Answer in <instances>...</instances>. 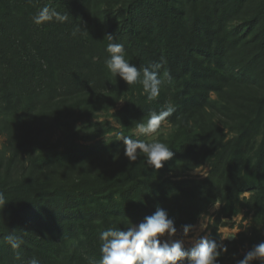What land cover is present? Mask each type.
<instances>
[{"label":"trees","instance_id":"obj_1","mask_svg":"<svg viewBox=\"0 0 264 264\" xmlns=\"http://www.w3.org/2000/svg\"><path fill=\"white\" fill-rule=\"evenodd\" d=\"M45 5L67 21L33 23ZM109 34L138 69L170 73L156 100L108 72ZM166 104L175 111L159 140L174 155L158 170L142 154L129 162L116 136L94 141L117 127L76 126L105 112L148 140L133 130ZM0 117V264H88L104 229L157 206L181 228L217 200L210 238L236 215L251 224L223 241L220 264L264 240V0H0ZM205 166L206 177L190 174Z\"/></svg>","mask_w":264,"mask_h":264},{"label":"clouds","instance_id":"obj_2","mask_svg":"<svg viewBox=\"0 0 264 264\" xmlns=\"http://www.w3.org/2000/svg\"><path fill=\"white\" fill-rule=\"evenodd\" d=\"M68 19L66 14H62L45 5L33 17V23L40 25L48 21L64 23ZM76 29L73 35L76 34ZM109 43L106 51L109 53L104 65L112 76L120 77L128 86L142 84L143 94L147 101L156 100L161 91L165 79L171 80L170 73L165 70L162 74L154 69L161 67L160 64L151 67L138 69L125 58V48L122 43H116L113 35H107ZM97 59L96 57L93 58ZM142 76V79H141ZM175 111L174 107L166 104L164 108L157 112H152L146 122L136 124L137 132L152 139H132L123 132L115 133L116 140L123 141L124 155L129 162H134L142 154L146 165L149 168L158 170L163 167V162L171 159L174 155L172 149L164 142L154 138V134L161 128L165 121ZM196 173H199L195 171ZM200 174V173H199ZM206 177L205 175H202ZM247 196L243 193L242 198ZM5 203L3 193H0V205ZM221 202L217 200L213 208L218 209ZM206 214H199V226L201 230L207 228ZM122 223H125L122 221ZM196 225L184 224L181 226L180 236L177 238V227L174 218H170L168 212L157 206L154 213L146 215L139 223L131 220L123 228L109 227L99 232L98 239L100 257H86L88 264H220L219 257L228 251L223 241L235 239L240 229L224 231L218 239H212L207 235L198 236L192 240L190 247H185L182 237H188L194 231ZM5 241L12 249H18L23 243L21 237L9 234ZM235 264H264V240L254 244L243 254V258L235 259ZM19 259V253H17ZM28 264H40V261L33 257Z\"/></svg>","mask_w":264,"mask_h":264},{"label":"rangeland","instance_id":"obj_3","mask_svg":"<svg viewBox=\"0 0 264 264\" xmlns=\"http://www.w3.org/2000/svg\"><path fill=\"white\" fill-rule=\"evenodd\" d=\"M119 105L121 106L122 105V102L119 103ZM1 118V117H0ZM89 122H92V123H102L103 126H107V125H111V126H115L117 127L118 129L117 130H113L112 132L108 133L107 135L105 136H99L97 138H95L94 141H97V140H107L111 137H114L116 136L115 133H118L120 132V123H118L116 121V119L112 116H110L109 114L105 113V112H100L98 113L96 116L92 117V118H89L87 120H80L76 123V126L78 127H81L83 129H81V132H80V136H82L84 133H88L90 131H94L95 128H89L88 129V126L87 124ZM170 131V125L168 123H163L161 125V128L158 130V132L156 134H154V138L156 139H159L160 136L163 134L164 136H166ZM133 133L136 134V136H143V135H140L138 132H137V129L135 128L133 130ZM60 136V131H55L53 134H52V140L53 141H56L57 138ZM149 139H152L153 137H148ZM83 141V139H82ZM8 143V137H7V134L4 133V134H1L0 135V159H3V158H6L8 155H9V152L8 150L6 151L5 149V145ZM3 157V158H2ZM209 170V167L205 166V167H200L198 169H195L193 171L190 172L191 175L193 176H198V177H203L202 175H205L207 174ZM195 171L199 172V173H196ZM248 195V194H247ZM221 207V205H220ZM220 207L218 209H215L213 208V206L210 208L209 212L206 214V220H205V223H207V228L206 229H203L201 230L200 226H199V220L193 224V225H196V228L194 229V231L190 232L189 233V236L188 237H182L185 241V247H190L191 246V242L193 239H195L196 237L198 236H203V235H207L209 236V224L213 221L214 217H215V214L216 212L220 209ZM228 221V224L225 225V226H221L220 228V231L221 233L224 232V231H230V230H233V229H240L241 231L238 233V235L241 233V232H245V231H250L251 230V224L249 222V220H244L243 219V214H239V215H236L232 220H227ZM177 238H181L180 236V232H181V228H177ZM237 235V237H238ZM236 237V238H237ZM243 253L245 252L244 249L241 250ZM232 262H228V264H231Z\"/></svg>","mask_w":264,"mask_h":264},{"label":"water","instance_id":"obj_4","mask_svg":"<svg viewBox=\"0 0 264 264\" xmlns=\"http://www.w3.org/2000/svg\"><path fill=\"white\" fill-rule=\"evenodd\" d=\"M230 240H233V238H229Z\"/></svg>","mask_w":264,"mask_h":264}]
</instances>
